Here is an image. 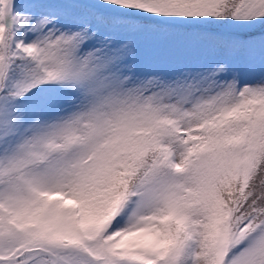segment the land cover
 Wrapping results in <instances>:
<instances>
[{
	"label": "snow or ice",
	"instance_id": "6c2138e0",
	"mask_svg": "<svg viewBox=\"0 0 264 264\" xmlns=\"http://www.w3.org/2000/svg\"><path fill=\"white\" fill-rule=\"evenodd\" d=\"M0 264H264V0H0Z\"/></svg>",
	"mask_w": 264,
	"mask_h": 264
}]
</instances>
